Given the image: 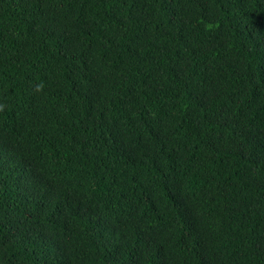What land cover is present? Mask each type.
<instances>
[{"label":"trees","instance_id":"1","mask_svg":"<svg viewBox=\"0 0 264 264\" xmlns=\"http://www.w3.org/2000/svg\"><path fill=\"white\" fill-rule=\"evenodd\" d=\"M0 264H264V0H0Z\"/></svg>","mask_w":264,"mask_h":264}]
</instances>
